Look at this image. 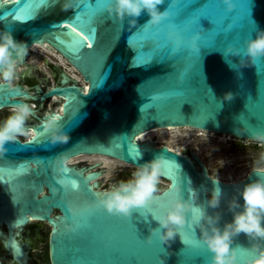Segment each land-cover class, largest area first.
<instances>
[{
  "label": "water",
  "instance_id": "95a60500",
  "mask_svg": "<svg viewBox=\"0 0 264 264\" xmlns=\"http://www.w3.org/2000/svg\"><path fill=\"white\" fill-rule=\"evenodd\" d=\"M104 2L75 0L73 8L64 11L54 0H19V4L0 0V15L19 8L30 12L21 20L0 19V29L11 30L16 40L29 46L21 65L37 54L34 45L47 42L77 70L68 74L65 85H51L41 93V100H62L60 123L69 141L51 144L42 127L51 113L40 117L33 109L38 121L27 126L36 136L7 142V151L0 156V225L7 226L3 240L7 252L1 261L30 264L29 247L14 242L15 230L36 218L51 225V264H159L168 253L166 264H207L211 254L193 213L170 246L156 235L148 242L149 229L158 227L153 217L163 211L171 195L168 185H178L185 198L190 188L196 189V204L206 205L214 183H219L220 207L208 212L220 213L222 227L232 219L229 202L236 197L242 204L240 190L261 168L240 180H223L210 173L197 153L187 155L140 137L158 128L192 126L253 140L251 132L264 129V57L255 65L232 67L238 58L223 56L228 44L243 54L244 39L264 28V0H234L231 11L222 0H166L159 7L173 5L172 14L159 26L147 25L149 16L144 12L130 27L127 17L118 20L105 9L87 24V5ZM92 28L95 36L85 40ZM148 28L150 42L142 35ZM194 37H198L196 48L191 47ZM74 39L82 41L78 49ZM140 52L146 57L143 62L136 60ZM227 92L233 94L230 100L224 99ZM33 97L23 84L13 88L0 84V111ZM61 153L69 160L66 172L57 171L54 164ZM83 154L108 156L135 167L162 156L161 177L167 183L157 194L159 202L134 209L129 217L109 214L98 206L104 191L93 184L104 172L96 169L102 162H70ZM73 182L78 184L76 190ZM233 246L242 264L254 254L243 233Z\"/></svg>",
  "mask_w": 264,
  "mask_h": 264
},
{
  "label": "clouds",
  "instance_id": "9594fccd",
  "mask_svg": "<svg viewBox=\"0 0 264 264\" xmlns=\"http://www.w3.org/2000/svg\"><path fill=\"white\" fill-rule=\"evenodd\" d=\"M165 2L166 0H105L104 9L109 16H114L118 20L123 21L127 17L130 27H135L138 18L146 12L149 16L146 24L159 26L172 14L170 6L163 9L159 7ZM74 3L75 0H54V5L59 4L64 11L72 9ZM222 3L228 11L235 7L234 0H222ZM197 38L192 39V48L197 47ZM28 51L29 46L25 41L16 40L9 29H0V84L9 88L15 87L18 65L27 56ZM223 56L238 58V63L232 67L255 65L264 57V28L257 29L254 36L244 39L243 54L241 48L228 44L223 49ZM232 95L231 92H227L224 99L230 100ZM35 107V104L18 102L12 106L11 114L0 122V156L7 151L5 146L7 142L16 141L20 137L31 141L36 136V133L26 125ZM60 119L59 115L49 114L42 120L43 130L49 134V142L53 145L65 144L70 139ZM251 137L264 145V129L252 131ZM261 159L264 160V154L261 155ZM68 163L69 160L63 153L54 159L56 170L59 172L68 171L66 167ZM162 163L163 157L157 155L140 164L131 179L121 181L101 193L98 206L109 214L129 217L134 209L159 202L157 194L160 191L158 185L162 175ZM72 186L74 190L78 188L76 182H73ZM168 189L171 195L167 205L158 216L153 217V220L158 222V227L149 229L150 235L147 238L149 243L152 242V236L156 235L162 244L170 246L179 230L188 223V214L193 213L200 228V237L211 254L207 264H242L237 247L233 246L234 239L241 233L248 238L250 249L254 253L246 257L243 264H264V168L258 169L256 178L250 180L240 190L242 204L236 197L229 202L228 208L232 213V219L225 222L222 227L220 213L208 212V208L220 207L223 190L219 183H214L206 205L196 204L198 192L194 188L188 190L187 198L176 184H169ZM170 254L161 257L159 264H166L165 257Z\"/></svg>",
  "mask_w": 264,
  "mask_h": 264
},
{
  "label": "bare ground",
  "instance_id": "6f19581e",
  "mask_svg": "<svg viewBox=\"0 0 264 264\" xmlns=\"http://www.w3.org/2000/svg\"><path fill=\"white\" fill-rule=\"evenodd\" d=\"M34 52H36L37 56L35 54L31 55V58H29V63L24 67L18 65L17 69V76L16 79L14 80V84L17 83L16 80L17 78L20 77V75L23 74H31L33 73L32 67L34 65H38L39 68H44L45 63H56L58 66H62L63 68L66 69V71L73 73H76V69L73 67H70V62L61 54H59L53 47L48 44L47 42L45 43H38L33 46ZM40 57V58H39ZM68 74L65 73V80L67 79ZM79 78V76H76ZM88 84H85V87L88 88ZM56 86V85H55ZM28 88V87H27ZM60 99L58 97H54L52 101H59ZM45 100H43L42 105L44 106ZM63 104H61L60 109L54 110L53 112H47V114H56V115H61L63 113L62 111ZM34 113H36L34 111ZM35 132V131H34ZM36 133V132H35ZM219 134V136H218ZM147 137L156 139L159 141V144H165L168 145L171 148L176 149L179 152H183L184 149L186 148H192V150L199 154L201 157L203 156V152H205L207 149H209L210 145L213 143V140L211 139L212 137H221L219 138L220 140L218 141L219 144L216 145V148H220L221 146L224 148L226 147L229 142L231 141V138L233 137L232 135L229 134H223V133H217V132H212L208 130H203L200 128L192 127V126H184V127H168L165 129H155L152 130L151 132H148L144 134L142 137H140L141 140H145ZM186 138V140H185ZM237 139L236 137H233ZM246 141H255V140H250V139H245ZM207 146H205V145ZM203 145V146H202ZM205 158V157H204ZM202 157V159L204 160ZM83 160H86L88 162H96V161H101L102 164H100L96 169L97 170H103L102 175L100 176V179L98 181L94 182L93 184L98 183L99 184V189L102 191H105L107 189L102 188L100 185H103L105 181H110L111 178L113 177V173L117 171V167L119 166H128V167H135L132 164L123 162L119 159L116 158H111L108 156H99V155H80L72 159L70 162L72 164L79 163ZM137 168V167H136ZM263 168V167H262ZM249 168H247L248 170ZM252 170L249 169L248 172L244 174V176H239V177H224V176H219L218 178L227 180V181H236L240 180L244 177L247 176V174ZM210 171V169H209ZM211 173V172H210ZM101 183V184H100ZM160 183L161 184H166L167 182L163 179L160 178ZM114 183H112L111 186H113ZM99 192V190H98ZM37 219H31V222H35ZM0 229L3 230V226L0 225ZM24 227L22 228H16V236L17 238L19 237L20 239L14 241L18 245L23 246L22 243V238L21 235L23 233Z\"/></svg>",
  "mask_w": 264,
  "mask_h": 264
},
{
  "label": "rangeland",
  "instance_id": "374dc122",
  "mask_svg": "<svg viewBox=\"0 0 264 264\" xmlns=\"http://www.w3.org/2000/svg\"><path fill=\"white\" fill-rule=\"evenodd\" d=\"M53 64L57 67L58 73H66L65 68L58 66L56 63ZM32 69L35 71L32 70L33 73L31 76L36 77L41 81L45 80L43 72H46L47 74L53 73V69L52 66H50V63H45L44 68L38 69L33 66ZM20 80L21 79L19 77L17 78L16 82ZM52 84H54V82H52ZM10 114L11 112L8 109L2 110L0 112L2 121L5 120ZM219 138L212 137L211 139L213 140V143L210 145L209 149L203 152V155L206 158L205 160L209 164L210 171L213 175H215L216 177H239L244 176V174L251 168H264V160L261 159V155L264 154V145H261L256 141L248 142L245 139H235L232 137L231 141L226 147L223 148L221 146L220 148H216V145L219 144ZM247 168L249 169L247 170ZM135 170L136 167L119 166L117 167L118 172L113 173V177L111 178V180L105 181L104 184H106L107 188H109L114 182L119 183L121 181H127L132 178V174ZM120 171H123L121 175ZM113 178H116V181H113ZM117 183H114V185H116ZM158 188L159 190L162 189L161 183H159ZM45 228V242L39 243L38 250L36 251V257L38 258L39 264H43V255L48 251L50 228Z\"/></svg>",
  "mask_w": 264,
  "mask_h": 264
},
{
  "label": "flooded vegetation",
  "instance_id": "af4514ba",
  "mask_svg": "<svg viewBox=\"0 0 264 264\" xmlns=\"http://www.w3.org/2000/svg\"><path fill=\"white\" fill-rule=\"evenodd\" d=\"M21 66L25 67L26 65H21ZM34 66L39 69L38 65H34ZM50 66H52L53 73L47 74L46 72H43L44 77H45V80H43V81L39 80L36 77H32L31 74H26L25 77L20 75L21 80L17 82V83L23 84L26 87H28L30 93L34 96L33 98H25V100L29 104H35L36 105L34 110L36 111V114L39 115L40 117L45 116L48 111L53 112L54 110H58L60 108V105L63 103L62 100H59V103H57L58 101H52L53 98H51L49 100H45L44 106L42 105V103H43V100H41L42 91H46L49 87H51V85H65V83L63 82L65 79L63 75L65 73L64 74L58 73L57 67L51 62H50ZM70 67H71V64H70ZM33 71H35V70H33ZM66 73L72 74L71 72H68V71H66ZM52 82H54V84H52ZM37 87H39L40 90ZM6 109H8L9 111L11 110V108H6ZM3 110H5V109H3ZM37 121L38 120L36 119V117L34 115H31L29 117V119L26 121V125L31 124L33 122H37ZM0 122H2L1 116H0ZM185 140H186V138H185ZM172 149H174V148H172ZM192 152H194L192 150V148H186L183 150L182 153H185L187 155H191ZM202 157L204 158V155ZM205 159L206 158H204V160L203 159L202 160L207 164L208 168L210 169L209 164L206 162ZM117 172L118 171H116V173ZM122 173H123V171H120V175ZM113 181H116V178H113ZM114 183H117V182H114ZM102 187L104 189H106L107 185L103 184ZM2 226H3V230L0 229V264H6V263H3L1 261V257L3 254H5L7 252L5 245H4V242H3V240L5 239L4 235H6V232H7V226H5L3 224H2ZM45 227L50 228V231H49V237H50L51 225H49V223L46 221L37 220L35 222H30L28 225H26L24 227L21 238H22L23 245H26L29 247V251H30V255H31V259L29 260L30 264H39L38 258L36 257V251L38 250L39 243L45 242V238H44L45 230H46ZM17 239H20V238L18 237ZM44 255H43L44 259L42 261L43 264L44 263L45 264L46 263L51 264L50 253H49V240H48V251ZM14 264H18V263L16 262Z\"/></svg>",
  "mask_w": 264,
  "mask_h": 264
},
{
  "label": "snow or ice",
  "instance_id": "6c2138e0",
  "mask_svg": "<svg viewBox=\"0 0 264 264\" xmlns=\"http://www.w3.org/2000/svg\"><path fill=\"white\" fill-rule=\"evenodd\" d=\"M9 0H4V3H8ZM12 3L14 4H19V0H11ZM170 7H173V5H169ZM87 12L84 15L88 16V20H87V24L91 23V20L93 17H95L97 15V13L102 12L104 9V4H96L95 7H93L92 5H87L86 7ZM30 15V12L27 8H19V9H14L10 12H5L3 15H0V19H3L5 16H10V17H14L16 20H21L23 18V16H27ZM81 15L82 14H78L76 16L77 20L81 19ZM87 24L85 23H81V27H87ZM69 28H71V24L68 25ZM73 31H75V29H73ZM81 35H83V32L81 33ZM142 35L145 39L146 42H150V39L152 37L151 34V28H148L146 30H142ZM95 36V29H91V34L88 36H84V39L87 40L90 37H94ZM147 43H145L146 46ZM73 45L75 46V48H79L82 46V41L80 39H74L73 41ZM136 60H139L140 62H143L146 60V57L144 56L143 52H140L139 54H137L136 56Z\"/></svg>",
  "mask_w": 264,
  "mask_h": 264
}]
</instances>
